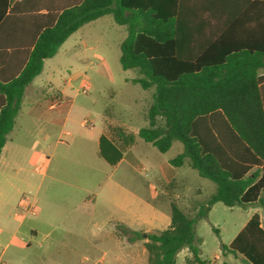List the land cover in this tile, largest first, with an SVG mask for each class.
I'll return each mask as SVG.
<instances>
[{
    "label": "trees",
    "instance_id": "16d2710c",
    "mask_svg": "<svg viewBox=\"0 0 264 264\" xmlns=\"http://www.w3.org/2000/svg\"><path fill=\"white\" fill-rule=\"evenodd\" d=\"M109 14L127 29L122 68L136 71L132 83L155 88L138 137L161 153L181 142L183 151L170 164H189L216 185L195 216L172 202L167 229L134 235L147 240V264H178L184 249L190 258L183 264H208L196 226L212 207L264 206V0H84L67 7L40 33L20 74L0 81V155L45 60L83 25ZM118 136L124 147L134 144L133 135ZM123 155L112 139L100 137L99 156L109 165ZM222 249L264 264L261 215Z\"/></svg>",
    "mask_w": 264,
    "mask_h": 264
},
{
    "label": "rangeland",
    "instance_id": "374dc122",
    "mask_svg": "<svg viewBox=\"0 0 264 264\" xmlns=\"http://www.w3.org/2000/svg\"><path fill=\"white\" fill-rule=\"evenodd\" d=\"M78 35L83 36L89 43L91 49L83 54L81 47H76V42L71 40L63 48L61 54L47 63L42 77L48 81L43 91L32 98L28 94L22 103V111L29 110L32 100L47 109L45 100L50 99L69 76H75L74 87L70 98L74 100L73 112L60 143L57 137L46 141H40L32 145L26 139H15L10 143L12 149L17 146L20 149L19 166L17 177L29 179L33 184L39 185L45 180L47 185L53 174H59L64 183L80 185L91 190L89 198L93 203L97 199V210L88 228V237L81 239L78 236L68 235L52 255L40 256L41 250H37V244L32 243L29 250L23 249L17 256L25 259L23 264H133L138 257V263L148 259L145 243L137 239L133 230H129L127 224H118L116 227L108 223L111 212L110 195L108 185L110 183V172L114 167L92 151V143L85 142L88 138L92 122L105 114L106 129L109 134L116 137L121 132L127 136L135 137L134 144L124 147L122 143L117 144L124 151V161L118 166L115 178L123 184L124 188L132 192L138 199L132 200L129 195L121 194L118 201L121 203L122 212L119 216L132 219V215H139L146 219L154 218V229L151 232L165 230L171 223V203L175 202L191 216H195L201 204L208 200L215 192L216 185L213 181L204 178L192 169L189 164L175 167L170 160L183 151L181 142H174L166 153L159 152L152 144L135 134L142 127L147 126V113L152 104L155 88L144 90L140 85L131 82L137 76L134 70H124L120 63L121 49L119 42L125 39L127 31L125 27L116 24L111 16L82 28ZM107 44H100V40ZM94 52L104 56L105 61L95 58ZM50 66V67H49ZM88 83L90 89L88 94H83V83ZM133 114V117H129ZM24 115L19 116L17 122L24 124ZM87 120L90 125L82 127L81 122ZM128 124L122 128H112L111 125ZM123 121L124 123H122ZM125 129V130H124ZM77 131V137L72 142L67 132L73 134ZM121 131V132H120ZM112 134V135H113ZM85 138V139H86ZM116 140V138H114ZM128 142L130 140H127ZM87 144V150L84 149ZM72 147L69 148L68 145ZM36 146L40 154H50L51 162L46 176L35 170L36 163L32 161L31 148ZM82 147L79 148V147ZM82 150V151H81ZM84 150V151H83ZM17 172V171H16ZM112 173V172H111ZM64 183H55V186H66ZM58 189V187H57ZM107 189V190H106ZM23 199L25 196L36 195V188L28 184L21 189ZM145 204L151 205L150 209ZM129 214L127 213L128 210ZM115 210V208H114ZM257 212L261 215L264 224V206L228 207L222 202L216 203L207 218L197 223V238L201 249V258L208 264H250L241 254L223 252L222 245H229L236 235L242 230L249 219ZM14 229L19 227V220L9 217ZM21 229H27V222ZM8 226L0 222V230ZM138 229L137 222L131 225ZM58 232H55V235ZM117 233V234H116ZM136 239L135 241L131 240ZM11 235L0 237V254L5 253L4 258H9V253L16 247ZM188 251V250H187ZM32 252L33 254L29 253ZM223 253V254H222ZM38 254V255H36ZM141 254L142 259L139 257ZM185 252L178 256V264L185 263Z\"/></svg>",
    "mask_w": 264,
    "mask_h": 264
},
{
    "label": "crops",
    "instance_id": "0c3cea01",
    "mask_svg": "<svg viewBox=\"0 0 264 264\" xmlns=\"http://www.w3.org/2000/svg\"><path fill=\"white\" fill-rule=\"evenodd\" d=\"M83 1L84 0H0V81L8 82L13 77L18 76L27 63L29 54L38 40L40 33L44 29L53 26L64 9L81 4ZM105 16L112 17L110 14ZM103 17L83 25L78 31L67 38L54 57L45 60L42 73L27 86L23 100L27 94L33 98L38 91H43V87L48 81L47 77H42L47 63L49 62L48 64H50V60H54L58 56L63 57L61 52L71 40L76 42L74 46L82 48L83 54H86L88 49H91L88 41L78 34L82 28L95 23ZM123 41L124 39L119 42L120 49ZM99 42L100 44H107V41L103 39ZM94 56L97 59L105 61L104 56L98 52H94ZM75 80V76H69L62 87L57 90L56 94L50 99L45 100L44 105H47L45 111H43L44 106L41 107L40 104L38 105L36 101L32 100L29 110L24 113L21 104V109L16 117L14 128L7 135V142L0 155V222L4 224L8 223V226L5 227L3 231L0 230V237L2 235L6 237L11 235L12 241L18 242H16L15 249L10 251L9 258L5 259V261L2 260L5 253L3 252L0 254V264H23L25 259L19 257L18 260L17 256L23 249L28 251L32 243L37 244V250H41L40 256H50L63 244V241L67 239L68 235L78 236L81 239H86L88 237V228L97 210V199L92 203L89 198L91 190L80 185L64 183L59 177V174L51 175L47 185H45V180H42V182L36 186L29 179L25 180L17 177L16 174H18V170L22 169L17 159L20 155V149L17 146L12 149L9 145L13 143L15 139H26L27 143L35 145L42 140L48 142L56 137L58 139L56 143H60L63 131L65 132V126L68 124L73 112L74 100L70 98V93L74 87ZM84 84L85 82L83 85ZM21 115H24L26 118L24 124H19L17 122V119ZM129 117L132 118L133 114H129ZM98 119L95 118L92 122L90 126L91 131L87 134L88 138L84 137V139L81 138V140L92 143V151L95 148L99 156V143L102 135H106L116 144L117 141L120 143L122 142L119 137H116L113 133L112 135L107 132L105 114L101 116L100 122H98ZM121 122L124 123L123 121ZM113 123L116 122L114 121ZM116 124L117 125H111V129H123L124 126L128 125ZM88 125H90V122L87 120L81 122L82 127H87ZM67 135L69 136L67 141L72 144L77 137V131L73 134L67 132ZM135 136L139 138L138 132ZM114 138H116V140ZM71 144L68 145L69 148L72 147ZM84 145V149L87 150V144L84 143ZM79 148L82 149L81 146ZM30 153L32 161L36 163L35 170L46 176L48 166L51 162L50 154H40V152L36 150V146H32ZM123 161L124 155L122 160L117 165L113 166L114 169L111 171L112 173L110 172V183L107 189L111 197V206H113L115 210L112 207L109 209L111 214L108 217V223H112L115 227L118 224H127L129 230L149 233L155 230L154 223L151 224L152 221L154 222V218L151 221L150 218L146 219L139 215H132V219H130L128 217L124 218L123 216H119L118 214L122 212L121 203L118 201L119 195L124 193L129 195L133 201H138L137 197L132 192L125 189L123 184L114 177L116 175L115 172L118 170V166ZM58 182L64 183L66 186L58 185L57 189L55 183ZM26 184L36 188L34 200L32 198L35 214L21 212L24 208L21 189ZM145 205V208L150 209L151 205ZM126 210H128V208ZM127 213L129 214V210ZM9 217L18 219L20 222L19 227L14 229L13 224L8 220ZM28 218L27 229L21 231ZM133 221L137 222V226L139 227L137 230L131 226ZM55 232L58 233L55 235ZM143 241L146 243L147 240ZM187 250L188 249L182 250L186 255L185 261L187 258H190V253ZM29 253L33 254L32 252ZM139 257L142 259L141 254ZM147 258H149V255ZM147 263L148 259L143 263L142 260H140V263H138L137 257L133 264Z\"/></svg>",
    "mask_w": 264,
    "mask_h": 264
},
{
    "label": "built area",
    "instance_id": "2783aa9c",
    "mask_svg": "<svg viewBox=\"0 0 264 264\" xmlns=\"http://www.w3.org/2000/svg\"><path fill=\"white\" fill-rule=\"evenodd\" d=\"M89 89H90V85L88 83H85L83 85V89L81 92L83 94H88ZM85 124H86V122H85ZM23 204H24V208L21 211L22 213L30 212L32 214H35V209H34L33 204H32V196H30V195L25 196L23 199Z\"/></svg>",
    "mask_w": 264,
    "mask_h": 264
}]
</instances>
